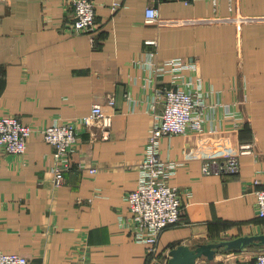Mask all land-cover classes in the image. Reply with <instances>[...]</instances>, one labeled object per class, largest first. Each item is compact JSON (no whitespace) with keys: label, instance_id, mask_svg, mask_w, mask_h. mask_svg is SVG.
<instances>
[{"label":"crops","instance_id":"1","mask_svg":"<svg viewBox=\"0 0 264 264\" xmlns=\"http://www.w3.org/2000/svg\"><path fill=\"white\" fill-rule=\"evenodd\" d=\"M72 1L0 0V117L43 128L78 120L113 96V122L79 126L62 186L42 134L23 156L0 151V251L30 264H156L179 245L264 234L256 206L264 182V0H125L117 12L112 0H97L93 35L71 32ZM150 6L161 21L146 22ZM169 59L197 65V76L185 77L205 91L206 123L161 142L162 159L179 164L170 184L181 191L183 219L162 232L153 256L133 239L126 197L163 112L160 89L170 86L155 66ZM244 146L251 152L240 155ZM234 155L239 173L204 174L205 160ZM261 248L224 247L196 264H256Z\"/></svg>","mask_w":264,"mask_h":264},{"label":"built area","instance_id":"2","mask_svg":"<svg viewBox=\"0 0 264 264\" xmlns=\"http://www.w3.org/2000/svg\"><path fill=\"white\" fill-rule=\"evenodd\" d=\"M217 6L219 0H212ZM125 0H112L111 8L117 12ZM73 21L71 32L76 35H93L100 25L97 21V0H73ZM161 21L159 9L148 7L146 22ZM155 43V42H151ZM153 62L149 63L152 69ZM195 75L197 65L183 62L180 59H169L155 66L156 74L170 75V86L160 89L163 93V112L157 117L148 139L142 160L139 165L138 187L127 197L130 217L128 227L132 231L133 239L150 247V255L156 256L158 242L162 232L169 226L180 223L183 219V201L178 187L170 184L176 175L179 164L165 161L161 157V142L164 138L176 135L202 132L205 129L203 109L205 91L197 87L196 81L185 77V71ZM115 107V98L108 99L106 105H94L91 113L75 121L56 123L43 128L24 123L18 116L5 115L0 117V151L5 154L23 156L27 152L30 138L35 133L42 134L44 140L50 144L53 151L54 165L52 172L55 185L62 186L65 176L74 167L73 154L79 143V126L90 128L97 125L109 128L113 122V114L107 108ZM234 117V116H233ZM243 126L238 123L237 127ZM251 152L250 146H244L240 155ZM204 174H237L240 172L239 155L223 159H207L203 164ZM92 174L97 173L91 168ZM256 184H261L256 180ZM263 187L256 191L257 215L264 219V182ZM167 264V261L160 262ZM0 264H30L29 260L20 254L0 251ZM256 264H264V248L256 255Z\"/></svg>","mask_w":264,"mask_h":264},{"label":"water","instance_id":"3","mask_svg":"<svg viewBox=\"0 0 264 264\" xmlns=\"http://www.w3.org/2000/svg\"><path fill=\"white\" fill-rule=\"evenodd\" d=\"M249 245H264V234L242 236L236 239L216 241L209 244H199L196 247L179 245L169 252L167 264H196L197 260L206 257L213 260L217 250L220 248L242 249ZM162 264V263H156Z\"/></svg>","mask_w":264,"mask_h":264}]
</instances>
